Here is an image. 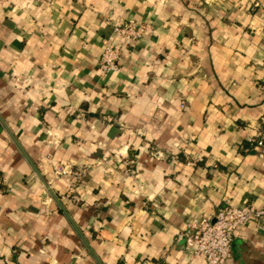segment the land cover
Returning a JSON list of instances; mask_svg holds the SVG:
<instances>
[{
    "label": "crops",
    "instance_id": "1",
    "mask_svg": "<svg viewBox=\"0 0 264 264\" xmlns=\"http://www.w3.org/2000/svg\"><path fill=\"white\" fill-rule=\"evenodd\" d=\"M130 20L149 29L117 40ZM263 119L264 0H0V264H206L185 232L261 203ZM66 162L87 169L77 200L52 174ZM231 249L264 264V230Z\"/></svg>",
    "mask_w": 264,
    "mask_h": 264
},
{
    "label": "built area",
    "instance_id": "2",
    "mask_svg": "<svg viewBox=\"0 0 264 264\" xmlns=\"http://www.w3.org/2000/svg\"><path fill=\"white\" fill-rule=\"evenodd\" d=\"M49 2L51 0H41ZM149 26L140 21H123L113 25V34L117 40L137 41ZM119 50L117 42L104 46L97 65L101 76H107L119 69ZM184 107V104L181 105ZM259 147L264 156V119L256 128L255 136L251 140ZM158 154L157 151H155ZM171 158L178 161L184 160L188 165H196L197 158L184 154L174 153ZM131 168L128 159L123 161ZM85 166L73 167L71 163L53 164L52 174L54 178H66L68 186L66 195L77 200V186L86 173ZM107 171L113 173L114 165H108ZM253 223L256 228L264 230V197L260 204L246 202L241 205L220 204L210 216H202L190 223L192 232H185L186 239L184 250L192 257L202 256L206 264H227L232 255V240L235 230L244 224Z\"/></svg>",
    "mask_w": 264,
    "mask_h": 264
}]
</instances>
